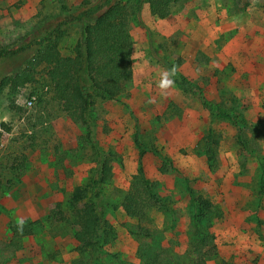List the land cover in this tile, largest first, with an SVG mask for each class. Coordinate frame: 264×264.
Masks as SVG:
<instances>
[{"label": "rangeland", "instance_id": "obj_1", "mask_svg": "<svg viewBox=\"0 0 264 264\" xmlns=\"http://www.w3.org/2000/svg\"><path fill=\"white\" fill-rule=\"evenodd\" d=\"M100 1L65 0L63 12L60 0H0V120L8 128L0 134V264H191L192 245L207 235L217 251L207 264H264V0H179L162 20L144 4L131 21L132 81L116 99L95 101L92 129L68 119L44 66L24 87H2L9 77H25L49 39L63 57L72 56L95 18L58 25ZM166 65L231 118L174 82L165 86ZM32 95L36 103L26 108ZM210 131L218 142L213 166L204 154ZM141 149L160 154L141 161L159 202L138 220L121 202ZM99 155H109L113 173L101 185L99 213L115 236L98 246L95 261V254L76 251V223L52 216L59 204L70 216V196L89 183ZM198 198L213 209L199 234L204 225L192 208ZM24 221L36 224L34 232L15 241L11 229ZM139 226L150 238L135 235Z\"/></svg>", "mask_w": 264, "mask_h": 264}, {"label": "trees", "instance_id": "obj_2", "mask_svg": "<svg viewBox=\"0 0 264 264\" xmlns=\"http://www.w3.org/2000/svg\"><path fill=\"white\" fill-rule=\"evenodd\" d=\"M179 0H134L133 5L129 1L101 0L96 5L85 8L76 14L70 15L58 25L75 24L85 18L94 17L91 24H87L83 30L82 39L76 44L73 55L63 57L59 50V42L49 39L43 50H40L29 62V68L25 77L16 75L2 81V87H12L16 91L18 87H24L33 81L35 68L44 66L47 78L53 92L54 99L61 103L62 110L68 119L74 124H80L92 129L91 108L96 100L112 101L121 95L133 78L132 52L133 41L130 33L132 19H139L142 6L148 5L150 15L157 19H166L170 15L173 4ZM61 10L67 12L65 0H60ZM5 52H0V57ZM171 80L179 90L196 96L202 105L212 112H216L225 118L231 116L219 110L220 104L215 105L203 99L202 91L187 78L177 73L171 66H167ZM5 130L7 126L3 125ZM239 128V127H238ZM239 134L242 130L238 129ZM212 131L205 137L204 154L206 160L214 165L216 160V146L218 142L211 136ZM134 142L139 146L138 134ZM146 153L156 157L160 154L153 149H141L139 153L138 173L133 177V187L124 194L121 208L129 218L142 220L148 211L158 204V198L153 190L155 185L144 176L142 158ZM109 155H99L96 158V169L89 183L83 188H75L68 201L69 217L66 216L62 205H56L57 212L52 216L54 222L76 223L74 234L77 243L76 251L80 257L93 256L95 261L98 255V246L110 244L114 240L113 226L101 218L99 213L100 199L102 198L101 185L109 182L112 177V167ZM162 159V158H161ZM213 164V165H212ZM172 163L162 159V167L171 168ZM162 169V171L164 170ZM193 210H198L196 220L204 226L198 230L207 229L213 214L212 205L202 198L192 201ZM204 221V222H202ZM36 224L22 222L11 229L12 238L15 241L30 236L34 232ZM142 238H150L151 232L139 226L136 234ZM191 264H207L217 255L213 236H201L192 245ZM83 264H98L92 260Z\"/></svg>", "mask_w": 264, "mask_h": 264}, {"label": "built area", "instance_id": "obj_3", "mask_svg": "<svg viewBox=\"0 0 264 264\" xmlns=\"http://www.w3.org/2000/svg\"><path fill=\"white\" fill-rule=\"evenodd\" d=\"M36 100H37V96L36 95H32V96H29L28 99L26 100V103H25V106L26 108H32L34 107L35 103H36ZM3 124L0 120V134H3L4 130H3Z\"/></svg>", "mask_w": 264, "mask_h": 264}, {"label": "clouds", "instance_id": "obj_4", "mask_svg": "<svg viewBox=\"0 0 264 264\" xmlns=\"http://www.w3.org/2000/svg\"><path fill=\"white\" fill-rule=\"evenodd\" d=\"M163 81L165 86H170L173 83L168 73L164 74Z\"/></svg>", "mask_w": 264, "mask_h": 264}]
</instances>
